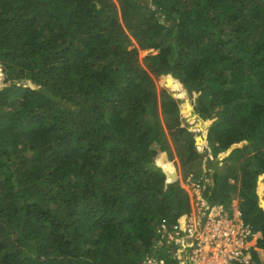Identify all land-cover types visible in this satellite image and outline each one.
Masks as SVG:
<instances>
[{
    "label": "trees",
    "instance_id": "obj_1",
    "mask_svg": "<svg viewBox=\"0 0 264 264\" xmlns=\"http://www.w3.org/2000/svg\"><path fill=\"white\" fill-rule=\"evenodd\" d=\"M196 118L264 264V0H0V264H175Z\"/></svg>",
    "mask_w": 264,
    "mask_h": 264
},
{
    "label": "built area",
    "instance_id": "obj_2",
    "mask_svg": "<svg viewBox=\"0 0 264 264\" xmlns=\"http://www.w3.org/2000/svg\"><path fill=\"white\" fill-rule=\"evenodd\" d=\"M182 179L180 186L186 187L188 215L182 227L162 221L156 230V247L173 252L175 264H253L251 244L256 234L243 220L238 206L231 204L224 210L221 205H211L207 180L205 183L192 173ZM143 264L160 263L150 259Z\"/></svg>",
    "mask_w": 264,
    "mask_h": 264
},
{
    "label": "rangeland",
    "instance_id": "obj_3",
    "mask_svg": "<svg viewBox=\"0 0 264 264\" xmlns=\"http://www.w3.org/2000/svg\"><path fill=\"white\" fill-rule=\"evenodd\" d=\"M115 1V0H114ZM144 4V3H143ZM148 5H151L150 2H148ZM155 8V7H154ZM159 15V14H158ZM160 20H162V18H160ZM123 31L127 34L126 32V28H123ZM131 48H137L134 40H132L131 38V45L129 47V49ZM138 53V60H139V63L140 65L144 68V64L145 63V58L147 56H155L158 51H155V52H148V53H143L141 52L140 50L137 51ZM154 80V78H152ZM160 84L154 80V89H155V94L157 95V99L159 101L160 99V96H161V93H162V88H160L159 86ZM158 118L162 124V127H163V130L166 134V138L167 140L169 141V144L171 146V152L173 153L174 152V147L172 146L173 143H172V140L170 139V136H169V133H168V130L166 128V120L165 118L163 117V114L161 113L160 111V101L158 102ZM183 119H185L186 117L182 116ZM215 120V118L212 120V121H205V122H209V123H206L204 124V121H202L200 118H196L194 120H186V124L188 125L189 127V130L190 132L193 134V137H194V140H195V145H196V151L200 154L199 156V163H198V166L199 168L201 169L200 171H196V170H192L191 173L194 175H197L199 176L200 178H202V180L206 183V180L209 184V187L211 185V183H214V179L212 177L213 173H221L223 172L224 170V166L222 164V162L218 163V164H213V165H209L208 166V160H209V156H210V152L208 151V149L205 147L204 149V146H205V143H204V140L202 138V134H203V131L208 128L210 126V124ZM198 139H201L200 143L198 142ZM197 141V142H196ZM199 144V145H198ZM152 148L154 149H157V146H155V144L152 146ZM174 155V153H173ZM175 162V165L174 167H176V170H177V173H178V181L180 182V180H183L181 179V167L179 166V163L177 161V159L175 158L174 160ZM218 162V161H217ZM238 182H239V179H235V180H231L230 181V184H233V185H236L237 189L239 188L238 186ZM183 184V183H181ZM264 188V187H263ZM186 189V187H185ZM185 189H183L185 191ZM240 199V198H239ZM258 203L264 207V191H261L260 192V195H259V199H258ZM238 204V201H235L233 203V205H237ZM174 222V221H172ZM184 223V220H182V222L179 224L180 227H182ZM170 250H173V247L170 249ZM167 261L171 262L172 259H171V254L168 253L166 256H163ZM175 262V261H174Z\"/></svg>",
    "mask_w": 264,
    "mask_h": 264
},
{
    "label": "clouds",
    "instance_id": "obj_4",
    "mask_svg": "<svg viewBox=\"0 0 264 264\" xmlns=\"http://www.w3.org/2000/svg\"><path fill=\"white\" fill-rule=\"evenodd\" d=\"M181 177V179L183 178L182 176H180ZM179 178V177H178ZM180 182H181V180H180ZM180 182H179V185H180ZM181 187V186H180ZM214 187V183H213V186H212V188ZM181 189H183L182 187H181ZM239 189V188H238ZM238 189H237V192H238ZM262 191H264V189L262 190ZM236 192V195H235V198L231 201V203H230V205L228 206V207H223V209L224 210H228L229 209V207L231 206V204H233L235 201H238V204H237V206H238V208H239V201H240V199H239V196H238V193ZM186 193V192H185ZM186 195H187V193H186ZM187 198H188V196H187ZM208 202L211 204V205H217V204H213V203H211L210 201H209V199H208ZM189 203V202H188ZM240 209V208H239ZM162 221H165L167 224L168 223H172V224H174L172 221H169L168 219H161V220H159V223L157 224V226H156V230H157V227L162 223Z\"/></svg>",
    "mask_w": 264,
    "mask_h": 264
},
{
    "label": "bare ground",
    "instance_id": "obj_5",
    "mask_svg": "<svg viewBox=\"0 0 264 264\" xmlns=\"http://www.w3.org/2000/svg\"><path fill=\"white\" fill-rule=\"evenodd\" d=\"M201 139H198V142L200 143ZM201 144V143H200ZM199 145V144H198Z\"/></svg>",
    "mask_w": 264,
    "mask_h": 264
},
{
    "label": "water",
    "instance_id": "obj_6",
    "mask_svg": "<svg viewBox=\"0 0 264 264\" xmlns=\"http://www.w3.org/2000/svg\"><path fill=\"white\" fill-rule=\"evenodd\" d=\"M197 142V141H196Z\"/></svg>",
    "mask_w": 264,
    "mask_h": 264
}]
</instances>
